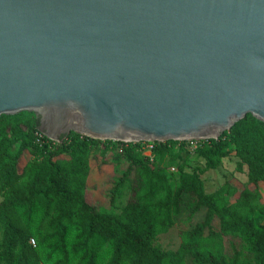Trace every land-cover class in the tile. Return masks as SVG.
<instances>
[{
	"label": "water",
	"instance_id": "1",
	"mask_svg": "<svg viewBox=\"0 0 264 264\" xmlns=\"http://www.w3.org/2000/svg\"><path fill=\"white\" fill-rule=\"evenodd\" d=\"M23 110L54 141L264 121V0H0V115Z\"/></svg>",
	"mask_w": 264,
	"mask_h": 264
},
{
	"label": "trees",
	"instance_id": "2",
	"mask_svg": "<svg viewBox=\"0 0 264 264\" xmlns=\"http://www.w3.org/2000/svg\"><path fill=\"white\" fill-rule=\"evenodd\" d=\"M39 124L33 111L0 115V264H185L188 254L190 264H264V202L257 189L264 182V121L247 113L217 139L199 140L204 168L191 171L169 148L183 140L149 141L150 155L138 149L140 142H121L128 165L120 180L134 176L120 211L98 208L85 197L97 140L69 132L54 141ZM232 146L237 170L246 167L254 188L238 191L225 182L207 193L201 174L217 168ZM25 152L29 156L20 165ZM174 166L173 183L168 169ZM182 206L189 217L205 208L204 219L184 233L176 250H164L154 241ZM215 218L218 230L212 227ZM224 236L242 244L232 255L224 252Z\"/></svg>",
	"mask_w": 264,
	"mask_h": 264
},
{
	"label": "rangeland",
	"instance_id": "3",
	"mask_svg": "<svg viewBox=\"0 0 264 264\" xmlns=\"http://www.w3.org/2000/svg\"><path fill=\"white\" fill-rule=\"evenodd\" d=\"M96 140L97 142L91 146L90 151L89 174L85 190L86 200L98 208L106 207L120 211L131 195L130 184L134 176V174L130 175L124 182L120 180L128 165L121 155V142L132 141H120L113 139ZM183 141V145H179L178 143L169 144V148L173 151L172 154H177V159L187 171H191L195 168H204V159L198 156L196 152V149L201 145L199 140ZM138 142H140L138 149L144 154L150 155L151 145L149 142ZM28 156V152H25V156L21 159L20 165L23 164L25 158ZM237 161L238 158L235 155L232 146L230 153L221 160L217 168L203 171L201 178L204 183L205 191L207 193L214 192L225 182H229L235 186L238 191L244 187L253 189L254 185L249 184L247 181L246 167L244 166L243 171L237 170ZM168 170L172 177L171 181L174 183L177 179V168L174 166L170 167ZM113 189L115 191V204L111 205L109 200ZM257 189L261 194L260 201L264 202V182H260ZM183 197L187 200L188 194H183ZM234 199L235 195L231 196L229 201L232 202ZM205 211L206 209L202 208L189 217L190 210L186 206H182L181 212L177 217H175L173 225L168 229V231L160 233L156 237L154 243L164 250H176L183 242L184 233L192 230L196 223L204 219ZM212 227L214 230L219 229V222L217 218H215L212 222ZM206 234L207 229L204 230V235ZM241 246L242 244L238 238L231 236L223 237V249L226 254L232 255L233 248ZM190 263L191 256L188 254L185 264Z\"/></svg>",
	"mask_w": 264,
	"mask_h": 264
}]
</instances>
